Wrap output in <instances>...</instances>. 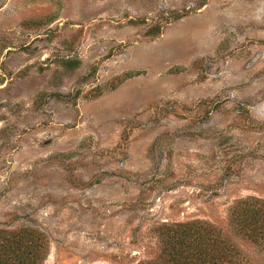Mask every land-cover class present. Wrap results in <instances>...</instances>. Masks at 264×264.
Masks as SVG:
<instances>
[{
  "label": "rangeland",
  "instance_id": "obj_1",
  "mask_svg": "<svg viewBox=\"0 0 264 264\" xmlns=\"http://www.w3.org/2000/svg\"><path fill=\"white\" fill-rule=\"evenodd\" d=\"M262 203L264 0H0V228L41 264L148 262L193 221L264 264L231 218Z\"/></svg>",
  "mask_w": 264,
  "mask_h": 264
},
{
  "label": "trees",
  "instance_id": "obj_2",
  "mask_svg": "<svg viewBox=\"0 0 264 264\" xmlns=\"http://www.w3.org/2000/svg\"><path fill=\"white\" fill-rule=\"evenodd\" d=\"M247 201L258 204L253 198L242 203ZM231 218L252 240L264 243V203L253 208L243 206ZM218 231L215 225L202 221L178 224L167 233L162 254L140 264H236L233 250ZM47 247V236L38 228H0V264H41Z\"/></svg>",
  "mask_w": 264,
  "mask_h": 264
}]
</instances>
